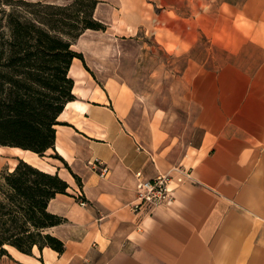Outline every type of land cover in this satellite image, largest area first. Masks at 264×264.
I'll list each match as a JSON object with an SVG mask.
<instances>
[{
  "label": "crops",
  "instance_id": "crops-1",
  "mask_svg": "<svg viewBox=\"0 0 264 264\" xmlns=\"http://www.w3.org/2000/svg\"><path fill=\"white\" fill-rule=\"evenodd\" d=\"M94 16L106 28L73 44L54 148L0 146L9 171L69 183L48 206L65 251L6 245L0 264H264V0H98ZM179 169L170 203L132 209L136 171Z\"/></svg>",
  "mask_w": 264,
  "mask_h": 264
},
{
  "label": "trees",
  "instance_id": "trees-1",
  "mask_svg": "<svg viewBox=\"0 0 264 264\" xmlns=\"http://www.w3.org/2000/svg\"><path fill=\"white\" fill-rule=\"evenodd\" d=\"M97 3L37 2L50 10L47 17H11L10 37L0 42V146H17L40 156L54 148L58 117L65 104L76 98L70 66L74 58L84 60L73 44L86 29L106 28L94 16ZM55 157L65 162L59 154ZM72 174L81 187V178ZM1 178L0 257L10 255L6 245L27 254L34 246L63 253L64 241L47 229L66 219L48 206L58 193L67 192L69 183L59 173L44 171L23 159Z\"/></svg>",
  "mask_w": 264,
  "mask_h": 264
},
{
  "label": "rangeland",
  "instance_id": "rangeland-1",
  "mask_svg": "<svg viewBox=\"0 0 264 264\" xmlns=\"http://www.w3.org/2000/svg\"><path fill=\"white\" fill-rule=\"evenodd\" d=\"M23 1H28L31 5L23 3ZM73 0H0V42L8 41L11 33L10 19L11 17H19L26 20H40L41 17H47L45 8H42L40 5H37V2L54 4V5H67L70 4ZM164 85V79H161V86ZM146 96V95H145ZM163 96V94H161ZM145 107H147L146 102H142ZM143 116H147V111L142 110ZM178 114V112H176ZM173 116H175V111H173ZM171 134L177 136L182 132L183 127L171 126ZM168 128V129H169ZM169 129V130H170ZM188 138V137H187ZM178 141H175V143ZM56 156V155H54ZM18 159V163L21 160ZM24 160V159H23ZM13 157H7L0 154V181H2L1 176L8 172V167L12 165ZM86 201V200H85Z\"/></svg>",
  "mask_w": 264,
  "mask_h": 264
},
{
  "label": "built area",
  "instance_id": "built-area-1",
  "mask_svg": "<svg viewBox=\"0 0 264 264\" xmlns=\"http://www.w3.org/2000/svg\"><path fill=\"white\" fill-rule=\"evenodd\" d=\"M190 176L188 171L181 169H179V175L176 177L169 173H160L154 178H146L142 170L136 171L137 203L133 205L132 209L135 211L144 209L152 215L159 206L172 201L171 181L176 178L178 182H184ZM78 198L81 205L87 204L81 194L78 195Z\"/></svg>",
  "mask_w": 264,
  "mask_h": 264
}]
</instances>
